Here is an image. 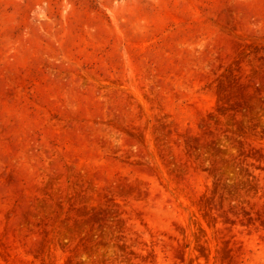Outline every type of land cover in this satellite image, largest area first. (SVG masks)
Wrapping results in <instances>:
<instances>
[{
    "label": "rangeland",
    "instance_id": "rangeland-1",
    "mask_svg": "<svg viewBox=\"0 0 264 264\" xmlns=\"http://www.w3.org/2000/svg\"><path fill=\"white\" fill-rule=\"evenodd\" d=\"M0 264H264V0H0Z\"/></svg>",
    "mask_w": 264,
    "mask_h": 264
}]
</instances>
